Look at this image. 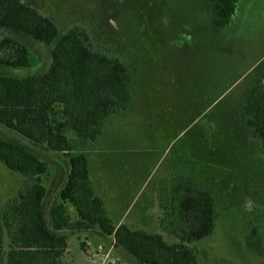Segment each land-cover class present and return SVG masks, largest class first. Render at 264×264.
I'll use <instances>...</instances> for the list:
<instances>
[{"label":"rangeland","instance_id":"374dc122","mask_svg":"<svg viewBox=\"0 0 264 264\" xmlns=\"http://www.w3.org/2000/svg\"><path fill=\"white\" fill-rule=\"evenodd\" d=\"M19 1L61 31L81 25L98 47L118 38L136 52L140 74L134 104L118 114L87 155L94 193L112 224L159 233L172 244L177 240L161 224L171 190L206 188L215 199V230L189 244L201 264H264V251L256 256L247 244L255 226L264 248V151L242 119L243 98L264 71V61L258 63L264 56V0H240L224 29L212 26L203 0ZM5 31L12 33L0 29V38ZM23 41L30 67L0 66L1 75L22 78L49 69L50 48ZM0 135L48 163L43 182L49 223L66 180V159L30 146L1 126ZM21 183L20 175L0 162V209ZM65 207L70 223L59 230L67 236L64 264H137L116 251L113 237L79 224L74 209Z\"/></svg>","mask_w":264,"mask_h":264},{"label":"trees","instance_id":"16d2710c","mask_svg":"<svg viewBox=\"0 0 264 264\" xmlns=\"http://www.w3.org/2000/svg\"><path fill=\"white\" fill-rule=\"evenodd\" d=\"M239 1L203 0V9L215 29H224ZM0 29L12 32L0 38L1 67H30L29 47L23 41L27 38L50 48L51 55L44 73L22 78L0 74V126L30 146L64 156L68 167L58 191L60 202L48 223L43 182L48 163L0 135V162L22 179L16 196L0 209V264H64L67 236L59 230L70 223L67 204L79 224L113 237L116 251L137 264H201L199 252L189 244L214 233L216 205L208 189L171 190V206L161 224L177 242L168 244L159 233L113 225L89 178L88 151L118 114L132 107L137 95L140 69L130 42L117 38L98 47L86 27L72 25L61 31L19 0H0ZM242 115L246 130L264 151V71L245 94ZM249 231L247 244L260 256L264 248L256 227Z\"/></svg>","mask_w":264,"mask_h":264},{"label":"crops","instance_id":"0c3cea01","mask_svg":"<svg viewBox=\"0 0 264 264\" xmlns=\"http://www.w3.org/2000/svg\"><path fill=\"white\" fill-rule=\"evenodd\" d=\"M262 61H264V56L258 61V63Z\"/></svg>","mask_w":264,"mask_h":264},{"label":"built area","instance_id":"2783aa9c","mask_svg":"<svg viewBox=\"0 0 264 264\" xmlns=\"http://www.w3.org/2000/svg\"><path fill=\"white\" fill-rule=\"evenodd\" d=\"M99 251L102 249L100 246L98 247Z\"/></svg>","mask_w":264,"mask_h":264}]
</instances>
